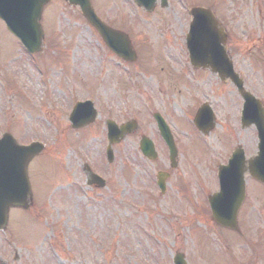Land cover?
I'll list each match as a JSON object with an SVG mask.
<instances>
[{"label":"rangeland","instance_id":"obj_1","mask_svg":"<svg viewBox=\"0 0 264 264\" xmlns=\"http://www.w3.org/2000/svg\"><path fill=\"white\" fill-rule=\"evenodd\" d=\"M195 1L203 2L168 0L163 9L157 5L152 14L141 10L138 16L126 7L128 0H95L100 13L127 26L141 47L147 74L128 80L135 85L128 90L121 88L125 68L110 66L99 34L64 0L45 7L37 65L0 20V136L10 129L21 142L46 144L29 166L34 205L12 208L0 233L1 264H173L178 252L188 264H264V186L248 178L239 212L244 242L228 247L235 234L221 233L205 211L207 196L219 189L220 163L237 145L254 154L258 138L254 126L240 124L243 98L236 86L186 60L188 9ZM224 1L218 17L229 33L235 67L245 87L264 100V68L256 64L264 55V0ZM86 98L101 116L85 130L74 129L68 113ZM204 101L216 116L207 135L194 121ZM146 105L167 113L179 150L165 195L154 179L158 167H169L167 151L155 163L144 160L141 128L114 145L113 163L105 155V119L122 122L133 115L141 122ZM144 123L158 139L154 124ZM84 163L108 179L111 190L87 185Z\"/></svg>","mask_w":264,"mask_h":264},{"label":"water","instance_id":"obj_2","mask_svg":"<svg viewBox=\"0 0 264 264\" xmlns=\"http://www.w3.org/2000/svg\"><path fill=\"white\" fill-rule=\"evenodd\" d=\"M49 0H0V18L7 22L8 28L21 38L30 51H37L43 43L44 32L40 23L44 5ZM72 5H80L85 17L97 27L106 43L116 52L134 55L128 36L110 28L96 14L90 0H67ZM156 0H136L141 6L151 10ZM194 19L188 35V47L191 59L195 66H210L219 71L221 76L231 78L243 93L245 98L243 125L252 122L259 129V152L257 155L246 159L244 150L237 149L228 165L220 166L219 177L221 189L209 197L214 220L222 226L238 229V211L245 199V173L264 182V118L259 101L250 93L246 92L242 80L234 72L229 60L224 43L226 34L219 27V22L210 9L195 7L192 9ZM83 104L77 106L75 114ZM95 110H89L88 121L95 117ZM201 113L196 118L197 125L204 131L213 127V116L207 106H203ZM84 119V118H83ZM129 126L117 128L110 124L111 141H119L128 132ZM117 131L118 136H115ZM165 137L173 147L170 136ZM43 148L42 144L34 143L23 146L17 143L14 137L7 133L0 138V229H5L9 218L11 206L27 208L32 198L31 184L27 173L30 160ZM176 152L174 151V154ZM110 160L113 158L112 150L109 149ZM101 178L93 175L92 181L104 185ZM182 257V255H180ZM176 264H186L183 258L176 260Z\"/></svg>","mask_w":264,"mask_h":264},{"label":"flooded vegetation","instance_id":"obj_3","mask_svg":"<svg viewBox=\"0 0 264 264\" xmlns=\"http://www.w3.org/2000/svg\"><path fill=\"white\" fill-rule=\"evenodd\" d=\"M213 1V0H212ZM224 3V0H214L210 5V7L215 11V13L216 12H218L219 13V7L220 6H222V4ZM112 23V22H111ZM113 25H114V27H117L118 25L116 24V23H112ZM223 26H224V24H223ZM111 57L113 58L112 60H111V62H113V60H119V61H121L122 62V60L121 59H115V57L113 56V55H111ZM260 67H263L264 68V55L262 56V57H260ZM115 67V68H117L118 66L115 64V63H111V67ZM136 66H137V68H139L140 70H141V61H140V63H139V66L136 64ZM262 68V69H263ZM118 69H119V67H118ZM121 88L123 89H127L128 88V86L127 85H125V84H123V85H121ZM262 102H263V107H264V100H262ZM142 108H141V114H142ZM142 116V115H141ZM143 135H145V131H144V125H143V122L141 121V137L143 136ZM165 171L168 173V174H166L165 176L167 177V183L170 181V179L173 177V174H174V171L173 170H169V169H165Z\"/></svg>","mask_w":264,"mask_h":264}]
</instances>
